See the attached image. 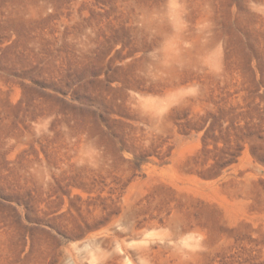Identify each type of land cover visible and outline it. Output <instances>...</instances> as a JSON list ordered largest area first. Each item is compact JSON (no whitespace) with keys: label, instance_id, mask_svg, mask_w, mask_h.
Masks as SVG:
<instances>
[{"label":"rangeland","instance_id":"obj_1","mask_svg":"<svg viewBox=\"0 0 264 264\" xmlns=\"http://www.w3.org/2000/svg\"><path fill=\"white\" fill-rule=\"evenodd\" d=\"M0 264H264V0H0Z\"/></svg>","mask_w":264,"mask_h":264}]
</instances>
